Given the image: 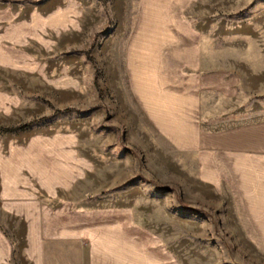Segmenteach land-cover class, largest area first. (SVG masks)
Listing matches in <instances>:
<instances>
[{
	"label": "rangeland",
	"instance_id": "374dc122",
	"mask_svg": "<svg viewBox=\"0 0 264 264\" xmlns=\"http://www.w3.org/2000/svg\"><path fill=\"white\" fill-rule=\"evenodd\" d=\"M3 5L29 24L0 22L9 185L26 201L40 189L94 249L116 232V264H264L248 180L191 143L203 108L264 118V0H46L39 20L32 3ZM204 69L234 75L236 96L199 87ZM66 252L76 264L78 245Z\"/></svg>",
	"mask_w": 264,
	"mask_h": 264
},
{
	"label": "crops",
	"instance_id": "0c3cea01",
	"mask_svg": "<svg viewBox=\"0 0 264 264\" xmlns=\"http://www.w3.org/2000/svg\"><path fill=\"white\" fill-rule=\"evenodd\" d=\"M45 1L0 0V22L8 19L9 27L21 30L20 33L16 31L15 35L23 36L29 24L25 25L24 17L13 10H4L3 4L25 6L32 3L36 5L32 9V18H35L36 11L39 20L40 5ZM18 19L22 20L21 23H18ZM16 39L11 42L17 43ZM233 76L219 69L199 70L196 75L199 87L208 91L218 90L219 94L230 98L236 96L239 86ZM213 114L203 108L191 143L204 152L225 155L224 163L235 166L232 168L237 171L236 177L248 180L247 203L262 205L258 210L264 211V118L221 123L215 122L220 118ZM24 187V183L19 184L18 179L9 185L8 179L3 178L0 172V264H74L71 252H66V248L70 250L74 242L80 251L76 264H116V232L112 236L106 235L107 240L103 235V240L97 241L94 249L93 236L87 229L74 234L73 221L57 222L51 214L53 210L49 208V203L40 197V189L26 201ZM51 192L49 189L47 194L52 196ZM25 201L32 207L26 210ZM85 240L92 242L90 247Z\"/></svg>",
	"mask_w": 264,
	"mask_h": 264
},
{
	"label": "trees",
	"instance_id": "16d2710c",
	"mask_svg": "<svg viewBox=\"0 0 264 264\" xmlns=\"http://www.w3.org/2000/svg\"><path fill=\"white\" fill-rule=\"evenodd\" d=\"M27 124L28 123H24V124L20 125L19 128H23V127L27 126Z\"/></svg>",
	"mask_w": 264,
	"mask_h": 264
}]
</instances>
